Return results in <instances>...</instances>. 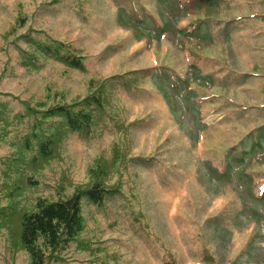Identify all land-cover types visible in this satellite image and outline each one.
<instances>
[{
	"label": "rangeland",
	"instance_id": "obj_1",
	"mask_svg": "<svg viewBox=\"0 0 264 264\" xmlns=\"http://www.w3.org/2000/svg\"><path fill=\"white\" fill-rule=\"evenodd\" d=\"M211 7L194 10L187 0H0V73L9 60L0 101L19 108L20 98L43 97L53 81L71 99L88 91L91 76L153 69L136 92L119 93V116L133 122L130 129L69 135L64 158L41 176L39 191L57 195L69 176L71 193L88 179V165L115 155V140L127 157H143L130 163L125 196L108 208L84 199L82 244L93 251L71 243L56 264H164L169 252L182 264H264V74H245L264 72V0ZM21 9V30L32 24L38 37L73 41L88 71L65 73L51 61L43 69L22 66L18 48L2 39ZM9 148L0 144V156ZM1 169L0 162V180ZM205 247L215 262L204 263ZM0 264L30 260L0 235Z\"/></svg>",
	"mask_w": 264,
	"mask_h": 264
},
{
	"label": "trees",
	"instance_id": "obj_2",
	"mask_svg": "<svg viewBox=\"0 0 264 264\" xmlns=\"http://www.w3.org/2000/svg\"><path fill=\"white\" fill-rule=\"evenodd\" d=\"M216 2L219 0H187L188 7L194 10L211 7ZM20 13L22 9L16 24H8L9 29L2 34V39L5 46L13 43L18 48L22 66L29 70L43 69L46 62L51 61L61 65L65 73L73 68L88 71L82 48L71 40L38 37L33 33L32 24L21 30L27 16ZM133 13L139 15V10L135 9ZM201 21L203 19H196L195 24L199 25ZM8 63L9 60L0 77L6 74ZM258 67L262 68L261 65ZM152 71L151 67H144L104 77L91 76L87 82L88 91L71 99L66 96L69 89L53 81L46 86L43 97L20 98L19 108L8 100V103L0 101V144L10 147L0 156V182L4 190V196L0 198V235L6 237L14 252L25 251L30 264L65 261L64 253L71 243L93 251V245L87 240L85 246L82 244L81 237L87 230L84 199L93 206L108 208V202L125 196V189L129 188L125 177L130 172V163L133 164L135 158H143L142 155L131 156L129 153L127 157L126 150L115 140V155L100 156L93 165H88V179L75 184L71 193L68 188L73 179L69 176L56 186L57 195L39 191L40 183H43L41 176L53 160L64 158V143L69 135L75 133L77 137L87 139L103 133L107 126L114 133L128 125L130 129L133 122L127 124L119 116V93L121 90L136 92ZM13 73L10 72L15 76ZM245 74L259 76L264 72L257 70ZM257 129L255 127L253 131ZM135 214L137 220L143 219L142 211ZM169 255L164 264H182L171 252ZM204 255V263L216 261L207 247Z\"/></svg>",
	"mask_w": 264,
	"mask_h": 264
}]
</instances>
